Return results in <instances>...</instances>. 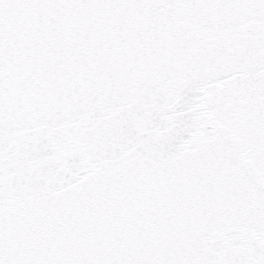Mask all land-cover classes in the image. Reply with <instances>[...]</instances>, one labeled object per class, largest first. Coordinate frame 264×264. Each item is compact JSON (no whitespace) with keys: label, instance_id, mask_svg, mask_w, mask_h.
<instances>
[{"label":"snow or ice","instance_id":"obj_1","mask_svg":"<svg viewBox=\"0 0 264 264\" xmlns=\"http://www.w3.org/2000/svg\"><path fill=\"white\" fill-rule=\"evenodd\" d=\"M0 264H264V0H0Z\"/></svg>","mask_w":264,"mask_h":264}]
</instances>
